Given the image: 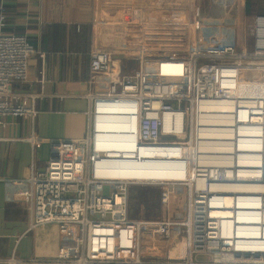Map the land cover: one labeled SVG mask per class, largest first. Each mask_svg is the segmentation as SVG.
<instances>
[{
  "label": "built area",
  "instance_id": "1",
  "mask_svg": "<svg viewBox=\"0 0 264 264\" xmlns=\"http://www.w3.org/2000/svg\"><path fill=\"white\" fill-rule=\"evenodd\" d=\"M7 21L1 5L0 129L10 118H36L38 94L13 84L28 82L34 54L45 57L26 35L7 32ZM252 25V53L242 45L153 61L142 55L122 75L107 48L114 24L94 18L92 82L106 79L107 88L86 96V136L26 179L29 229L57 224V254L0 264H264V14ZM254 88L259 94L244 93ZM134 185L159 186L168 209L186 186V215L131 217ZM153 235L164 244L149 258L144 239Z\"/></svg>",
  "mask_w": 264,
  "mask_h": 264
},
{
  "label": "crops",
  "instance_id": "2",
  "mask_svg": "<svg viewBox=\"0 0 264 264\" xmlns=\"http://www.w3.org/2000/svg\"><path fill=\"white\" fill-rule=\"evenodd\" d=\"M7 32L24 34L44 52L30 58L28 82L15 92L38 94L34 120L10 118L0 129V258H50L61 235L57 224L29 229L27 177L52 157L66 154L89 126V92H103L106 79L92 82V20L111 22L115 39L107 48L122 75L132 74L140 56H182L189 51L240 49L242 18L264 14V0H0ZM243 20V19H242ZM241 20V21H242ZM35 136L36 142L29 141ZM6 264V263H1Z\"/></svg>",
  "mask_w": 264,
  "mask_h": 264
},
{
  "label": "rangeland",
  "instance_id": "3",
  "mask_svg": "<svg viewBox=\"0 0 264 264\" xmlns=\"http://www.w3.org/2000/svg\"><path fill=\"white\" fill-rule=\"evenodd\" d=\"M243 19V20H242ZM237 30L242 39V45L247 47L248 52L252 53L256 48V36L252 32L253 17L249 19L242 18ZM161 188L151 185H134L129 190L128 212L134 218L161 219L171 215L173 217L183 218L186 215L187 205V187L179 186L173 193V200L169 209L161 203ZM179 229V228H178ZM180 230V229H179ZM177 236V235H175ZM153 237V238H152ZM144 239L143 252L149 258L155 254H160L162 248L156 249L154 244H164L160 242L155 235ZM152 241V243H148ZM164 248V247H163ZM173 254H176L173 251ZM198 258H208V255H199Z\"/></svg>",
  "mask_w": 264,
  "mask_h": 264
},
{
  "label": "bare ground",
  "instance_id": "4",
  "mask_svg": "<svg viewBox=\"0 0 264 264\" xmlns=\"http://www.w3.org/2000/svg\"><path fill=\"white\" fill-rule=\"evenodd\" d=\"M259 89H251L249 92H247L248 90H246V92H244L245 94H247V93H251V94H255V95H257V94H259V91H258ZM264 92V91H263ZM213 186H216V185H213Z\"/></svg>",
  "mask_w": 264,
  "mask_h": 264
}]
</instances>
